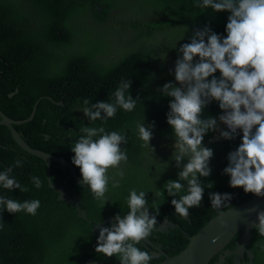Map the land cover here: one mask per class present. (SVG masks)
Returning <instances> with one entry per match:
<instances>
[{
	"label": "trees",
	"instance_id": "trees-1",
	"mask_svg": "<svg viewBox=\"0 0 264 264\" xmlns=\"http://www.w3.org/2000/svg\"><path fill=\"white\" fill-rule=\"evenodd\" d=\"M195 4L196 0H0V109L23 120L43 98L34 119L16 125L24 140L73 164L71 144L78 136L71 135L73 131L79 133L82 126L103 125L106 131L123 132L128 137L127 144L121 145L128 154L127 163L120 165L124 176L121 179L117 175L120 169H109V176L120 184L113 188L110 180L108 201L103 206L88 185L77 183L72 171L63 170L57 161L49 165L42 157L29 153L15 141L8 126L0 125V172L22 160L23 166L14 167L11 175L28 189L11 191L0 186V196L41 202L34 216L25 211L0 212V264H120L116 255L107 257L96 252L95 228L99 224L110 226L117 214H127V198L133 188L146 191L153 214L156 210L151 207L152 201L159 205L158 223L147 238L171 256L184 251L190 237L213 217L258 197L246 193L243 187H231L230 176L224 172L230 163L229 153L242 143V136L232 141L216 140V131H209L203 140L204 146L213 150L211 174L200 177L203 199L199 207L189 209L190 219L176 213L171 200L178 197L169 196L166 189L164 195L155 196L167 180L178 179V172L188 162L185 157L177 167L172 159L176 137L167 115L173 98L157 89L175 82V63L182 56L178 48L190 43L197 28L209 25L216 33L227 35L230 12H214L210 7L204 10ZM215 76L220 78L221 73ZM129 79L130 94L140 99L134 111L118 108L106 123L91 122L85 116L84 99L114 103L113 93L120 81ZM46 97L64 105H55ZM222 112L219 101L212 100L204 107L202 118L218 121ZM143 120L145 126L155 122L150 144L138 137L137 122ZM75 169L82 178L79 167ZM49 171L53 184L78 195L88 219L79 216L76 207L49 186ZM34 176L43 182L39 189L32 182ZM210 181L214 182L212 188L207 187ZM182 183L187 187L186 181ZM211 192L231 193L229 206L211 207ZM166 220L179 228L162 232L160 227ZM240 235L227 246L228 250L236 249ZM137 247L154 256L155 249L144 241ZM249 250L254 253V264H264V236L256 229ZM167 255L149 264H160ZM248 261L246 252L243 262Z\"/></svg>",
	"mask_w": 264,
	"mask_h": 264
},
{
	"label": "clouds",
	"instance_id": "clouds-1",
	"mask_svg": "<svg viewBox=\"0 0 264 264\" xmlns=\"http://www.w3.org/2000/svg\"><path fill=\"white\" fill-rule=\"evenodd\" d=\"M195 6L204 10L210 7L214 12H230L225 29L227 35L216 33L209 25L203 29L197 28L190 43L178 48L182 56L175 63V82L169 81L157 89L163 96L173 98L169 101L170 111L167 115V123L176 137L172 159L177 167H181L185 157L188 162L178 172V179L167 180L162 191H156L155 196L164 195L166 189L169 196L178 197L173 198L171 203L179 216L189 219V209L199 207L203 199L204 186L200 177L211 174L209 161L213 150L203 143L209 131H216V137L218 134L221 138L218 140L223 141L242 136V143L229 153L230 163L224 172L230 176L231 187H243L246 193L264 197V0H196ZM216 72L221 73L220 78L215 76ZM131 86V79L121 80L113 93L114 103L105 100L92 103L84 99L82 112L91 122L101 120L106 123L116 115L118 108L134 111L140 99L130 94ZM212 100L219 101V107L223 110L218 121L213 117L202 118L204 107ZM52 103L56 102L53 100ZM225 124L230 130L226 129ZM154 127V121L148 126H145L144 120L137 122L138 137L145 144H150ZM238 130L243 134L235 137ZM73 133L71 136H78V139L71 144L74 153L72 162L79 167L82 182L88 185L94 198L104 206L108 201L106 193L110 180L113 188L119 187L120 181L110 177L108 171L110 168L120 169L122 162L127 163V149L121 145L127 144L128 137L123 132L106 131L103 125L82 126L79 133ZM22 166L23 161L16 160L14 165L0 172V186L5 190L28 191L11 175L14 167ZM117 175L122 179L124 171L120 169ZM31 179L37 189L43 186L39 177ZM183 181L187 182V187ZM48 182L52 187L50 178ZM213 186L214 182L207 184L208 188ZM209 198L211 207L220 208L229 206L232 194L211 192ZM127 204V214H117L110 226L100 228L95 250L107 257L116 255L120 264H149L155 257L137 245L154 231L158 223L159 205L153 200L151 207L156 211L155 214L151 213L146 191L138 192L135 188L130 190ZM40 207L39 199L20 202L0 196V212L25 211L34 216ZM257 219L259 222L253 227L260 236H264V210L257 213ZM166 228L164 233L176 229L172 226Z\"/></svg>",
	"mask_w": 264,
	"mask_h": 264
},
{
	"label": "water",
	"instance_id": "water-1",
	"mask_svg": "<svg viewBox=\"0 0 264 264\" xmlns=\"http://www.w3.org/2000/svg\"><path fill=\"white\" fill-rule=\"evenodd\" d=\"M53 102L51 98H47ZM40 101L38 100L34 105L32 114L29 118L24 120H16L6 114L0 109V125L8 126L13 133L15 141L29 153L36 154L42 157L50 164V161H57L61 165L63 170L69 169L72 171L74 178L77 183L86 186L82 182V178L78 177L75 166L67 159L60 158L42 149H35L31 147L17 131L15 125H21L23 123L32 121L35 117L36 110ZM56 105L62 106L63 103H55ZM48 178H51V171L48 172ZM52 188L56 189L61 194V199L73 204L78 215L86 219L89 218L88 212L82 207L81 202L78 200L77 194H71L65 188L52 184ZM148 208V206H145ZM149 210V208H148ZM264 210V197H257L249 200L243 204L230 208L217 216L213 217L207 225L199 230V232L190 238V244L186 250L175 256L173 259H166L162 264H210L213 256L224 251L219 258V263L226 264L227 258H234V264H246L245 254L248 253V264L253 263L254 253L249 250V244L253 238V225L258 223L257 213ZM151 213L152 211L149 210ZM172 226L173 228L179 227L177 224L170 221H165L164 226L161 227V231H167L166 227ZM101 227H106V224H100L95 228V233L99 236ZM240 235V238L236 242V249L234 251L227 250V246ZM144 242L148 246H152L154 249L161 251L160 247L155 245L148 239L145 238ZM243 258V261L242 259ZM88 264H94L93 261H89Z\"/></svg>",
	"mask_w": 264,
	"mask_h": 264
},
{
	"label": "flooded vegetation",
	"instance_id": "flooded-vegetation-1",
	"mask_svg": "<svg viewBox=\"0 0 264 264\" xmlns=\"http://www.w3.org/2000/svg\"><path fill=\"white\" fill-rule=\"evenodd\" d=\"M105 9V8H104ZM67 23L69 24V25H71L72 26V22L70 21V22H68L67 21ZM155 247H160V249H161V251H159V250H157V249H155V252H154V256H155V258H159V256H161V255H167V253L165 252V251H163L162 250V248H161V246H157V245H155ZM228 250V249H227ZM230 251V250H229ZM234 251V250H233ZM183 252V251H182ZM180 254V253H179ZM178 254V255H179ZM222 254H224V251L223 252H220L219 254H217V255H215V256H213V259L211 260V262H210V264H217V263H219V258H220V256L222 255ZM175 256H177V255H174V256H171V255H167L166 256V258H165V260L166 259H173V258H175ZM242 259V261H243V258H241ZM164 260V261H165ZM214 260H217V262H215ZM230 260V261H229ZM164 261H162L160 264H162ZM232 261H234V258H233V260L231 259V258H228V259H226V264H229V262H232ZM94 264H95V262H94ZM97 264V263H96ZM246 264H248V263H246Z\"/></svg>",
	"mask_w": 264,
	"mask_h": 264
},
{
	"label": "built area",
	"instance_id": "built-area-1",
	"mask_svg": "<svg viewBox=\"0 0 264 264\" xmlns=\"http://www.w3.org/2000/svg\"><path fill=\"white\" fill-rule=\"evenodd\" d=\"M225 126H226V129H227V130H230V129H228V126H227L226 124H225ZM241 134H243L242 131L238 130V131H237V134H236L235 137H238V136H240Z\"/></svg>",
	"mask_w": 264,
	"mask_h": 264
},
{
	"label": "rangeland",
	"instance_id": "rangeland-1",
	"mask_svg": "<svg viewBox=\"0 0 264 264\" xmlns=\"http://www.w3.org/2000/svg\"><path fill=\"white\" fill-rule=\"evenodd\" d=\"M216 139H217V140H218V139H221V138H220V135H218V134H217V137H216Z\"/></svg>",
	"mask_w": 264,
	"mask_h": 264
}]
</instances>
